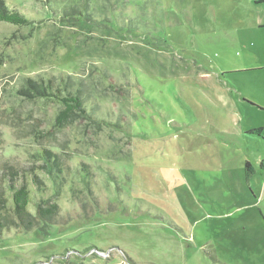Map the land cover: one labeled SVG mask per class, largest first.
<instances>
[{
  "label": "rangeland",
  "instance_id": "374dc122",
  "mask_svg": "<svg viewBox=\"0 0 264 264\" xmlns=\"http://www.w3.org/2000/svg\"><path fill=\"white\" fill-rule=\"evenodd\" d=\"M1 1L0 264H264V0Z\"/></svg>",
  "mask_w": 264,
  "mask_h": 264
},
{
  "label": "trees",
  "instance_id": "16d2710c",
  "mask_svg": "<svg viewBox=\"0 0 264 264\" xmlns=\"http://www.w3.org/2000/svg\"><path fill=\"white\" fill-rule=\"evenodd\" d=\"M0 22L10 23L14 25H24L27 24L28 21L18 12L8 10L4 3L0 0ZM60 101L62 102L63 109L57 115L56 123H65L69 117L76 115L77 113L81 115L85 114L83 104L78 97L67 94ZM250 133H256L260 135L261 129L259 128L252 130L250 131ZM45 170L46 174L50 176L52 182H54V184H57V181L60 179L61 175L60 169H56L54 171L52 165L49 164L48 166H45ZM244 171L245 179L247 181L253 173L251 165L248 162L245 163ZM4 184H6L5 187ZM6 190L10 194V201L5 198ZM8 202H10L11 209L7 208ZM28 204L29 194L25 186L15 185L14 182H12L9 178H6L4 180H1L0 178V227L8 226L7 221L9 216H6L5 212H8L10 210L12 215L21 219L23 218L22 215L26 213ZM35 206L36 215L40 219L44 220L46 217H49L51 215L53 216L54 206L53 204L49 203V200H46L45 202L42 200V202L36 203Z\"/></svg>",
  "mask_w": 264,
  "mask_h": 264
},
{
  "label": "crops",
  "instance_id": "0c3cea01",
  "mask_svg": "<svg viewBox=\"0 0 264 264\" xmlns=\"http://www.w3.org/2000/svg\"><path fill=\"white\" fill-rule=\"evenodd\" d=\"M248 99L250 100V101H252V102H256V100L251 96V95H248ZM244 103L248 106V105H250V103H246L245 102V100H244ZM258 103V102H257ZM257 107H259V106H257ZM260 164V163H259Z\"/></svg>",
  "mask_w": 264,
  "mask_h": 264
}]
</instances>
